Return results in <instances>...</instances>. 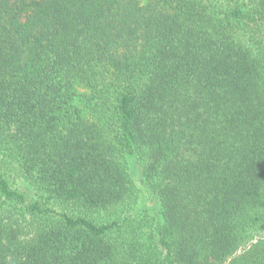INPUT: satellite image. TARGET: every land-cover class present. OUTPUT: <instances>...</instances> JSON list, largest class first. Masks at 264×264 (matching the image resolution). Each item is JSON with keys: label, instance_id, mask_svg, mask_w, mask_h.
Instances as JSON below:
<instances>
[{"label": "trees", "instance_id": "obj_1", "mask_svg": "<svg viewBox=\"0 0 264 264\" xmlns=\"http://www.w3.org/2000/svg\"><path fill=\"white\" fill-rule=\"evenodd\" d=\"M0 264H264V0H0Z\"/></svg>", "mask_w": 264, "mask_h": 264}, {"label": "rangeland", "instance_id": "obj_2", "mask_svg": "<svg viewBox=\"0 0 264 264\" xmlns=\"http://www.w3.org/2000/svg\"><path fill=\"white\" fill-rule=\"evenodd\" d=\"M140 3H144L146 0H138Z\"/></svg>", "mask_w": 264, "mask_h": 264}]
</instances>
